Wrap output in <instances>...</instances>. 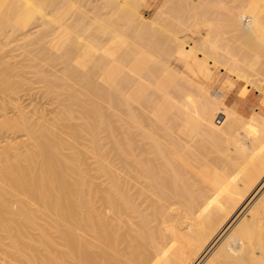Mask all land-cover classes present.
I'll return each instance as SVG.
<instances>
[{
    "label": "bare ground",
    "instance_id": "obj_1",
    "mask_svg": "<svg viewBox=\"0 0 264 264\" xmlns=\"http://www.w3.org/2000/svg\"><path fill=\"white\" fill-rule=\"evenodd\" d=\"M64 1L0 0V264L8 255L25 264H264V64L239 45L264 50V0H186L187 20L185 6L181 18L166 16L178 12L173 1L148 17L152 0H89L116 19L89 9L98 26L88 36L68 23L80 5ZM51 23L58 32L50 48L74 50L71 63L92 70L90 89L103 101L119 96L120 124L105 119L103 129L98 120L103 130L91 127L87 157L77 148L64 154L69 143L55 126L50 133L51 117L22 88L26 69L3 54L10 35L37 41V27ZM54 67L64 80L66 70ZM245 84L259 91L258 102L241 96ZM142 113L156 126L142 127ZM97 127L108 141L118 136L119 156L103 152Z\"/></svg>",
    "mask_w": 264,
    "mask_h": 264
},
{
    "label": "rangeland",
    "instance_id": "obj_2",
    "mask_svg": "<svg viewBox=\"0 0 264 264\" xmlns=\"http://www.w3.org/2000/svg\"><path fill=\"white\" fill-rule=\"evenodd\" d=\"M69 0H66V1H64V3L65 2H67L66 4H68L69 2H72L73 0H70L69 2H68ZM80 1V2H79ZM172 1H173V4H175V8L177 9L178 8V12H177V14H176V12H172V13H170V14H166V16H172V14H173V16L172 17H176V16H178V15H181V14H183V11H181V10H183L182 8H183V6H185L186 8L188 7V5H189V3L188 2H190V0H188V2L186 1V0H168L167 1V4L169 3L170 5H168L167 7H171L172 6ZM176 1H177V4H176ZM165 2V0H152V7L151 8H149L148 10H146L145 11V15L146 16H148V17H151V16H153L154 15V12H155V10L157 9V6L158 5H162V3H164ZM186 2H187V4H186ZM75 3V6L77 5V3H78V5H80L79 7H77L76 6V10L75 9H73L72 10V12L71 13H69L70 15H68V23H69V25H71V27L74 29V30H77V31H79V34H85L84 36H88L89 34H90V32L92 31L93 32V29L94 28H96L98 25L96 24V23H92L91 22V19H89L88 17H90V16H93V14L94 13H96L97 14V12H98V14H104L103 15V17H102V15H101V18H103V19H111V17H112V19H116V15H113L112 13V11L110 10V9H106L105 10V12L103 11L104 9H101V10H94L93 8H92V5H88V3H90V1L89 0H74L73 1V4ZM88 5H86V4ZM191 3V2H190ZM87 7H86V6ZM180 5V6H179ZM187 5V6H186ZM190 6V5H189ZM184 7V9H185V12H184V14H186V12H187V15H185V18H182V19H184V20H187L188 19V16H189V14H188V8L186 9ZM85 8V9H84ZM87 8H88V10H87ZM181 8V9H180ZM78 9H80V10H82L83 12H84V10H85V12L86 11H88V13L89 14H91L92 13V10H93V12L94 13H92V15H89V16H86L85 17V15H84V13L82 12V11H80L79 12V10ZM89 9H92V10H90L89 11ZM166 9H168V8H166ZM180 9V10H179ZM74 11H75V13H74ZM180 11V12H179ZM82 12V13H81ZM168 12V11H167ZM169 12H170V10H169ZM182 12V13H181ZM190 12V11H189ZM52 13V12H51ZM79 13H81V14H79ZM175 13V14H174ZM77 15V17H76V15ZM85 14H87V12L85 13ZM96 14H94V15H96ZM184 14H183V16H184ZM80 15V16H79ZM82 15H84L83 17H81ZM107 15V16H106ZM111 15H113V16H111ZM75 16V17H74ZM107 17V18H106ZM109 17V18H108ZM171 17V18H172ZM179 18H181L182 16H178ZM85 18H87V19H85ZM85 19V20H84ZM175 19V18H174ZM177 19V18H176ZM80 21H82V22H80ZM86 22V23H85ZM91 22V23H90ZM87 24V25H86ZM94 25V26H92V25ZM51 25V26H50ZM41 24V25H39L36 29L39 31L38 33L39 34H37V35H40L39 36V40H35V39H37V37L38 36H33L35 39H34V41L33 42H39V44L37 43V44H35V43H33L32 41H30L31 39H26V38H23V36L22 35H19V34H12V35H10V37H7V46H6V49L7 50H5L6 51V53L5 52H3V54H5V55H7L8 56V54L11 56L10 58H12V59H10V62L11 63H16V62H18V60L20 61L19 63H22L21 64V66L22 65H24V66H22V68H21V66H19V68L22 70L23 69V72H24V70L26 69V71L24 72V75H25V77H21V78H23V80H19V79H21L20 77L18 78H16L15 77V79L18 81H21V85H24V86H22V88H26L25 89V93H32V95H33V97H32V95H31V97H27V98H34V99H32L33 100V103L35 102V103H37L41 108L40 109H43V112L45 113V117H46V115L48 114L49 115V117H47L48 119H50V117H51V120H50V122L51 123H53V124H51V123H49V121L48 120H46L45 121V124H46V126L49 124V126H47V129L50 127H52L49 131H50V133H52V132H54V130H56V132H57V134H58V136L59 137H61V138H64V139H62L64 142H68L69 144H67L68 145V147L70 146V144L72 145V144H74L73 145V147L72 146H70L71 147V149H68L67 148V145H66V147H65V149L63 150V152H64V154L67 156V157H71L72 155H73V150L75 149V148H77V149H75V150H77V151H80V152H82V155H83V157H85L86 155L85 154H87V156H88V151L90 150V149H88L92 144H90L89 145V142H91L92 143V137H93V134L91 133L92 131L90 130L91 129V127H94V125L96 126V124H97V126L99 125V127L101 128V125L102 126H104L103 127V129L105 128V126L106 125H104V124H107V123H109V121L108 120H106L105 121V119H112V120H114L116 117V119H117V121H116V119H115V121L116 122H111V124L113 125V126H115V125H118V124H120L119 123V120H118V113H119V110H120V107H119V103L117 102V101H119V96H116L117 94H115L114 95V97L111 99V94L108 96V97H106V101H103L102 99H104L105 97L104 96H107V95H103V97H102V95L101 96H99L98 94H96L97 92H94V90H91L90 88H91V86H90V84L91 83H93L94 82V79H93V76L94 75H92L93 74V72H92V70L91 71H89L88 70V73H83V71H78V68H76V66H75V64H74V62L73 63H71L72 61H73V58H74V55H75V51L73 50V51H71L70 53L71 54H69V53H67V54H63V55H60V54H58L57 55V52H55V51H53L54 49L51 47V45H52V40L51 39H53L55 36H56V34H57V32H58V30H57V27H55L56 25H52V23L51 24ZM76 25H77V29H76ZM89 25H91V27L89 26ZM50 26V27H49ZM88 26V27H87ZM81 29H80V28ZM82 27H85L87 30H85V29H83ZM40 28V29H39ZM43 28V29H42ZM50 30H49V29ZM79 28V29H78ZM90 28H91V30H90ZM122 28H124L125 29V32L126 33H128L127 32V30H128V27L127 26H123ZM56 30V31H55ZM86 31H88L87 33H86ZM130 32L128 33V35L129 34H131V35H133L132 34V31H131V29L129 30ZM41 32V33H40ZM43 32V33H42ZM91 32V33H92ZM134 32V31H133ZM42 34L44 35V36H42ZM48 34V35H47ZM88 34V35H87ZM14 35V36H13ZM18 35V36H17ZM53 35V36H52ZM1 36V35H0ZM49 36H50V38H51V36H52V38L50 39L49 38ZM21 37H22V39H21ZM40 37H41V42H42V40H43V37H44V42H42V43H40ZM2 38V39H1ZM14 39V40H13ZM25 39V40H24ZM1 40H4V38H3V36L2 37H0V41ZM23 40V41H22ZM27 40H29V41H27ZM5 41V40H4ZM13 42V43H12ZM27 42H31V43H27ZM240 43H239V45H240V48H241V50H242V52L243 53H245L247 56H249V57H251L252 58V60H253V53L255 52L256 54V56L258 55V56H260L259 58H260V60L262 61V63L264 64V54L262 55V53H264V50H262V46L261 47H259L258 46V44H256L255 42H253V41H249V40H241V41H239ZM250 42V43H249ZM19 43V44H18ZM24 43H27V46H26V44H24ZM47 43V44H46ZM51 43V44H50ZM14 44V45H13ZM30 44V45H29ZM247 44V45H246ZM41 45V46H40ZM47 45V46H46ZM237 45H238V43H237ZM243 45L245 46V47H243ZM40 46V47H39ZM26 47V48H25ZM27 47H29V48H27ZM53 49H51V48ZM248 47V48H247ZM22 48V49H21ZM32 48V49H31ZM39 48V49H38ZM245 48V49H244ZM20 49V50H19ZM247 49V50H246ZM252 51H251V50ZM24 51V53H23V51ZM43 50V51H42ZM260 50V51H259ZM9 51V52H8ZM21 51V52H20ZM26 51V52H25ZM29 51V52H28ZM42 51V52H41ZM45 51V52H44ZM52 53H50V52ZM254 51V52H253ZM12 52H13V54H12ZM38 54H37V53ZM40 52V53H39ZM53 52H55L54 54H53ZM249 52H252V54L251 53H249ZM14 53L17 55V57H16V55H14ZM27 53H29V54H31L30 56H29V54H27ZM33 53V54H32ZM50 53V54H49ZM74 53V54H73ZM248 53V54H247ZM19 54H20V56H19ZM251 54V55H250ZM22 55V56H21ZM24 55V56H23ZM36 55V56H35ZM50 55V56H49ZM70 55H72V56H70ZM58 56H59V58H58ZM61 56H63L62 58H61ZM73 57V58H71L70 59V57ZM255 56V57H256ZM15 57V58H14ZM26 57V58H25ZM44 57V58H43ZM52 57V58H51ZM7 58V57H6ZM18 58V59H17ZM8 59H9V57H8ZM16 59V60H15ZM49 59V60H48ZM53 59V60H52ZM66 59V60H65ZM29 60H31V61H29ZM61 60V61H60ZM67 60H69L68 62V64H67V62L64 64L63 62H65V61H67ZM15 61V62H14ZM22 61V62H21ZM34 61H35V63L38 65L37 66V68L35 69V66L36 65H34ZM37 61V62H36ZM49 61V62H48ZM54 61V62H53ZM46 62H47V64H46ZM62 62V63H61ZM41 63V64H40ZM31 64V65H30ZM56 64V67L57 68H61V69H63L64 71L66 70V73L69 75V73H70V75L69 76H67V74H64L65 75V77H63V75H62V77L64 78V80H62L61 79V77L59 78V77H56V76H53V74H52V72H53V68L55 69V67H54V65ZM58 64V65H57ZM19 65V64H18ZM29 65V66H28ZM32 65H33V68H34V70H33V74H32V69L33 68H31L32 67ZM53 67H52V66ZM66 65H68L67 67H66ZM67 68V69H64L65 67ZM24 67V68H23ZM43 67V68H42ZM64 67V68H63ZM70 69H69V68ZM48 69V70H47ZM51 69V70H50ZM30 70V71H29ZM46 70V71H45ZM50 70V71H49ZM77 70V71H76ZM260 71H262L261 69H259ZM42 71H44V72H42ZM27 72V73H26ZM40 72V73H39ZM81 72V73H80ZM89 72H91V73H89ZM263 72V74H264V70L262 71ZM262 72H261V76L260 77H262L263 76V74H262ZM51 73V74H50ZM65 73V72H64ZM27 74V75H26ZM37 74V77L35 76ZM44 74H46V75H44ZM91 74V75H90ZM23 75V76H24ZM47 75H49V77L47 76ZM86 75V76H85ZM88 75H90V76H88ZM28 76V77H27ZM77 76V77H76ZM91 76H92V78H91ZM47 77V78H46ZM91 79H90V78ZM226 77V73L224 72V70H221V71H219V75H218V78H217V82H216V87L218 88V87H221V85H223V81H224V78ZM264 77V76H263ZM30 78H32V79H30ZM34 78V79H33ZM38 78H40V79H38ZM28 79V80H27ZM54 79H55V81H54ZM68 79H69V81H68ZM86 79V80H85ZM88 79H90L91 80V83L89 84V80ZM37 80V81H36ZM62 80V81H61ZM65 80H67V81H65ZM71 80V81H70ZM74 80V81H73ZM22 81H23V83H22ZM28 81V82H27ZM37 83H39V84H37ZM43 81H44V83H43ZM65 81V82H64ZM81 81V82H80ZM87 81H88V83H87ZM51 82H53V83H51ZM85 82V83H84ZM17 83H19V82H17ZM67 83V84H66ZM76 83V84H75ZM37 84V85H36ZM66 84V85H65ZM77 84H80V85H77ZM82 84H84V85H82ZM86 84H87V88H89L90 89V91H89V89H87L86 88ZM20 84H17V86H21ZM27 85H28V87H31V86H33L34 87V89L36 88V90H38V91H31L28 87H27ZM51 85V86H50ZM238 83H237V85L235 86V88H234V93L235 92H237V90H238ZM53 86V87H52ZM68 86V87H67ZM89 86V87H88ZM81 87H83V88H81ZM247 87V88H246ZM20 87H18V89L17 90H21L22 88H20ZM52 88H54V89H52ZM85 88V89H84ZM24 89H22V92H21V94L24 92L23 90ZM71 89V90H70ZM246 89V90H245ZM41 90V91H40ZM56 90V91H55ZM70 91V93L71 92H73V94H75V95H73L72 94V96H71V94L70 93H68L69 91ZM87 90V91H86ZM263 90H264V88H263ZM28 91V92H27ZM40 91V92H39ZM43 91V92H42ZM89 91V92H88ZM258 90L256 89V88H252L251 86H249L248 84H245V86H244V88H243V90H242V92H241V96L242 97H248V96H251L252 98H253V100H255V102H258V100H259V98H260V94H259V91L257 92ZM34 93V94H33ZM80 93V94H79ZM36 94V95H35ZM67 94V95H66ZM68 94H70V95H68ZM39 95V96H38ZM43 95V96H42ZM79 95H81V96H79ZM97 95V96H96ZM28 96H30L29 94H28ZM26 96L24 95V97H23V99L25 100L24 101V104H29V103H31L32 104V102H30V100H26V98H25ZM38 97V98H37ZM82 97V98H81ZM100 99H99V98ZM110 97V99H108ZM116 97H118V98H116ZM35 98L37 99V100H35ZM53 98V99H52ZM81 98V99H80ZM84 98V99H83ZM87 98H90V99H87ZM71 99V100H70ZM94 99H96V100H94ZM117 99V100H116ZM31 100V101H32ZM60 100V101H59ZM99 100V101H98ZM105 100V99H104ZM107 100H110V101H107ZM116 100V101H115ZM27 101V102H26ZM42 101H43V103H42ZM82 101V102H81ZM40 102V103H39ZM76 102V103H75ZM84 102V104H82ZM90 102H93L92 103V105H90L91 103ZM98 103V105H97V103ZM115 102V103H114ZM34 103V104H35ZM52 103H54V104H52ZM71 103V104H70ZM81 103V104H80ZM89 105V107H88V105ZM103 103V104H102ZM65 104H66V106H67V104H69L70 106H67V107H65ZM33 105V104H32ZM52 105V106H51ZM84 105V106H83ZM95 105V106H94ZM97 105V106H96ZM105 105V107H103ZM38 106V107H39ZM44 106H45V108H44ZM50 106V107H49ZM79 106H81V107H79ZM83 106V107H82ZM92 106V107H91ZM95 108H94V107ZM101 106V107H100ZM113 106H116V107H114L113 108ZM255 106H256V104H255ZM84 107H87L88 109H84ZM98 107V108H97ZM111 107V108H110ZM66 108V109H65ZM69 108V109H68ZM70 108H71V111H72V113H71V117H68L69 116V112H70ZM79 108H81V109H79ZM83 108V109H82ZM91 108H94L95 109V113L93 112L94 111V109H93V111L91 110ZM96 108H97V110H96ZM103 108V109H102ZM109 108V109H108ZM66 110V111H65ZM67 110H69V112H67ZM78 110H80V111H78ZM84 111V113H83V111ZM90 110V111H89ZM109 110H111L113 113H111V111H109ZM61 111V112H60ZM97 111H98V113H100V115L102 114V116H103V119L102 118H99V114L97 113ZM105 111H107L108 113H106ZM58 112V113H57ZM68 114H67V113ZM82 112V113H81ZM91 112V113H90ZM104 112V113H103ZM86 113H88V114H86ZM89 113L90 114H92V116L94 115V117H92V118H90V116L91 115H89ZM110 113V114H109ZM52 114V115H51ZM95 114H98V115H95ZM108 114L109 115H112V117L111 116H108ZM47 115V116H48ZM54 115H55V117H54ZM75 115H79V116H76L75 117ZM143 115H145V118L143 117ZM85 116V117H84ZM96 116L98 117V118H96ZM101 116V117H102ZM105 116V117H104ZM63 117V118H62ZM78 117H80V118H78ZM143 117V118H142ZM146 117H149L148 115L146 116V114L145 113H142L141 114V118H140V122H141V126L142 127H153V122L151 123V121H152V119L151 118H149V120H147L148 118H146ZM61 118V120H59ZM67 118V119H66ZM71 120H70V119ZM94 118H96L95 120H96V122H95V120H94ZM53 119H56V120H53ZM142 119V120H141ZM69 120V121H68ZM89 120V121H88ZM94 120V121H93ZM98 120H100V124L98 123L99 121ZM53 121V122H52ZM74 121V122H73ZM102 121V122H101ZM111 121V120H110ZM55 122V123H54ZM58 122H60V124L58 123ZM62 122H64V123H62ZM86 122V123H85ZM147 123V124H146ZM56 124V125H55ZM57 124H58V126H57ZM73 124V125H72ZM92 124H93V126H92ZM152 124V126H150ZM60 125H63V127L62 126H60ZM87 125H88V131L86 130V128H87ZM149 125V126H148ZM56 127V129H54L55 127ZM85 126V127H84ZM154 126H156V124H154ZM54 127V128H53ZM61 127V128H60ZM70 128V129H69ZM74 128H76V130L75 131H78V133H79V135L78 134H76V133H74L75 131L73 130ZM79 128V129H78ZM82 128V129H81ZM95 128V127H94ZM98 128V127H97ZM100 128H98V130L97 129H95V132L96 133H99V136L100 137H103V138H101V141H100V137H98V134H97V138H99V139H97V140H99L101 143H102V139H104L103 141V143H106V144H104L105 145V148H104V150H103V152H107V150H109L108 152H109V155H110V152H111V155H112V153L113 152H117L116 154H118V156H119V151L117 150L118 149V147L116 146L115 147V145H118V136L117 137H112L113 138V140L112 141H108L109 139H110V136H109V138L108 139H105V138H107L106 136H107V133L105 132V133H103L104 135L102 136V132L100 133L99 132V129ZM63 130V131H61V130ZM93 129V128H92ZM102 129V128H101ZM100 129V130H101ZM102 129V130H103ZM60 130V131H59ZM80 130L82 131V132H80ZM101 130V131H102ZM52 131V132H51ZM91 131V132H90ZM70 132V133H69ZM47 133V135L49 134V132L47 131L46 132ZM64 135H63V134ZM83 133V134H82ZM71 134H73V135H77V136H74V138H73V136L71 135ZM90 134V135H89ZM91 134H92V136H91ZM52 135V134H51ZM50 135V136H51ZM82 135V136H81ZM84 136V137H83ZM91 136V137H90ZM70 137V138H69ZM60 138V139H61ZM83 138V139H82ZM72 139V140H71ZM74 139V140H73ZM115 139H117L116 140V143L115 142H113V141H115ZM72 142H71V141ZM81 140V141H80ZM74 141H76V142H74ZM77 141H78V143H77ZM86 141V142H85ZM108 142H111L110 144H112V145H110V144H108L107 145V143ZM80 143V144H79ZM84 143V144H83ZM86 143V144H85ZM88 143V144H87ZM102 143V144H103ZM89 145V146H88ZM109 147V145L110 146H113L114 147V149H110V148H108L107 146ZM81 146V147H80ZM85 146H87V147H85ZM69 147V148H70ZM83 147V148H82ZM73 148V149H72ZM85 149H87L88 151H86L85 152ZM69 152V153H68ZM216 151H214V153H215ZM85 153V154H84ZM217 153V152H216ZM215 153V154H216ZM90 154V153H89ZM213 154V153H212ZM214 154V155H215ZM85 155V156H84ZM110 155V156H111ZM115 155V154H114ZM86 156V157H87ZM117 155H115V157L116 158H119ZM112 158H114L113 157V155L111 156ZM1 256L2 257H4V255L3 254H1ZM9 256V255H8ZM6 257V262H7V264L8 263H11V264H23L24 262L20 259V258H18V257H16V256H9V257ZM13 258V259H11V258ZM5 262V263H6ZM25 264V263H24Z\"/></svg>",
    "mask_w": 264,
    "mask_h": 264
},
{
    "label": "crops",
    "instance_id": "obj_3",
    "mask_svg": "<svg viewBox=\"0 0 264 264\" xmlns=\"http://www.w3.org/2000/svg\"><path fill=\"white\" fill-rule=\"evenodd\" d=\"M244 88V87H243ZM243 90V89H242ZM242 92V91H241Z\"/></svg>",
    "mask_w": 264,
    "mask_h": 264
}]
</instances>
